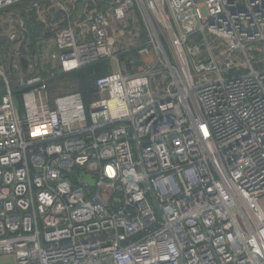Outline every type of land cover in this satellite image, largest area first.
I'll use <instances>...</instances> for the list:
<instances>
[{"label": "built area", "instance_id": "obj_1", "mask_svg": "<svg viewBox=\"0 0 264 264\" xmlns=\"http://www.w3.org/2000/svg\"><path fill=\"white\" fill-rule=\"evenodd\" d=\"M24 1L0 0V14ZM87 3L78 23L71 10L54 34L56 69L110 58L108 19L120 24L137 10L146 37L127 50L136 69L97 77L91 101L47 99L54 71L19 79L17 95L4 81L0 257L264 264V0ZM13 61L8 74L32 71Z\"/></svg>", "mask_w": 264, "mask_h": 264}, {"label": "rangeland", "instance_id": "obj_2", "mask_svg": "<svg viewBox=\"0 0 264 264\" xmlns=\"http://www.w3.org/2000/svg\"><path fill=\"white\" fill-rule=\"evenodd\" d=\"M21 15L23 14H20L18 19L17 16H13L10 21L16 22V20L19 19L28 21L29 26L24 33H22L24 42L21 46L17 47V51L16 45L10 46L9 50L16 55L17 53H22V55L30 61L29 64L30 67H32V71L25 75H20L19 72L8 74L10 71H7L6 68L9 64L16 61H13V59H5L0 51V67H2L7 74L5 77H2L0 74V93L4 91V81L9 83L10 87L17 95L19 94V90L23 88L20 87L21 83L25 84L26 80L37 76L45 78L49 71H54L57 75L45 82L44 92L47 99L53 100L60 95L81 93L86 95L88 100L91 101L95 97L94 80L98 76H104L116 71L131 73L136 69V60L132 53L129 51L127 52V50L135 43H143L142 41L146 37L145 26L137 10L131 11L126 20L120 24H115L108 19V39H110L111 42L112 53L110 58L103 60L101 65L97 67H89L69 73H61V71L56 69V53L53 46V39L55 32L60 28L58 26L52 29L44 28V30L40 32V25L37 24V15H35L34 12H29L24 16ZM46 18L45 16L43 20L47 21ZM198 39V36L192 37L189 47L192 48L193 45L191 44H197ZM3 40L4 38L0 36V45L4 46ZM162 42L166 44L164 39H162ZM221 52V49L214 51V53L217 54ZM193 54H195V52H193ZM204 54V48L201 47L197 50L196 57L202 58ZM26 68L27 66H25L24 69ZM19 79H22L21 83ZM16 100L18 102L19 97H16ZM262 205L264 209V199ZM0 264H14V260L12 258L0 257Z\"/></svg>", "mask_w": 264, "mask_h": 264}, {"label": "crops", "instance_id": "obj_3", "mask_svg": "<svg viewBox=\"0 0 264 264\" xmlns=\"http://www.w3.org/2000/svg\"><path fill=\"white\" fill-rule=\"evenodd\" d=\"M60 2V6L51 5L49 2H46L44 0L42 3H44V6L40 8V10L33 9L32 3L35 2V0H26L23 3L19 4L16 7L11 8L7 12H3L0 14V36L4 38V46L0 45L1 48V54L4 55V58L7 60L13 59L15 56L16 59L20 62L21 70L24 72L29 70L30 67L29 60L26 59L22 53L14 54L12 51L9 50L10 46L16 45V51L17 47L21 46L24 42V38L22 37V33L26 30V28L29 26L28 21L24 19L16 20V22H11L10 19L13 16H17V19L19 18L20 14H23L21 16H24L25 14L29 12H34L35 15H37V24L40 25V29H52L58 26L59 28H62V26L66 23V16L68 12L71 10L74 11V21L75 23L79 22V19L81 17V14L87 10L88 8H91V5L88 2V0H58ZM45 16L47 17V21L43 20L45 19ZM73 21V22H74ZM21 24H24L23 27H21ZM43 26V29H42ZM14 30L17 32V41L15 43L8 42L7 38L9 33ZM39 32V33H40ZM78 38L83 37L84 33L81 30H78ZM54 33V32H53ZM41 34V33H40ZM53 46H54V39H53ZM55 50V49H54ZM23 56V57H22ZM22 62L26 63L27 68L23 69ZM31 73V72H29ZM28 74V73H27ZM18 109L21 115L22 108L20 105V102L18 101Z\"/></svg>", "mask_w": 264, "mask_h": 264}, {"label": "trees", "instance_id": "obj_4", "mask_svg": "<svg viewBox=\"0 0 264 264\" xmlns=\"http://www.w3.org/2000/svg\"><path fill=\"white\" fill-rule=\"evenodd\" d=\"M18 6V5H17ZM16 7V6H15ZM101 62L102 61H100V62H98V63H96V64H93V65H90V66H87V67H85V68H89V67H91V68H94V67H97V66H99V65H101ZM85 68H83V69H85ZM82 70V69H81ZM99 77V76H98ZM87 100H88V98H87V96L86 95H84V94H82Z\"/></svg>", "mask_w": 264, "mask_h": 264}, {"label": "water", "instance_id": "obj_5", "mask_svg": "<svg viewBox=\"0 0 264 264\" xmlns=\"http://www.w3.org/2000/svg\"><path fill=\"white\" fill-rule=\"evenodd\" d=\"M22 64H23V69L25 68V66H26V63L25 62H22ZM88 180V179H87ZM89 181V180H88ZM89 184H90V186H92L93 185V181H89Z\"/></svg>", "mask_w": 264, "mask_h": 264}]
</instances>
